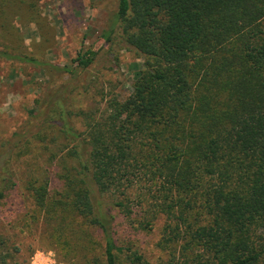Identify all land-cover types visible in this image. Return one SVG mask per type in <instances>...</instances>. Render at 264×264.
Returning a JSON list of instances; mask_svg holds the SVG:
<instances>
[{
	"label": "trees",
	"instance_id": "1",
	"mask_svg": "<svg viewBox=\"0 0 264 264\" xmlns=\"http://www.w3.org/2000/svg\"><path fill=\"white\" fill-rule=\"evenodd\" d=\"M0 2L11 31L26 0ZM39 2L29 0L33 19ZM116 9L105 41L117 33L143 68L129 95L100 97L97 108L72 104L96 51L68 67L0 49L43 69L51 86L33 120L0 144V222L17 191L33 205L25 221L44 222L66 263L264 264V0H117ZM14 158L28 172L3 176ZM159 219L164 258L152 260L139 236ZM9 246L0 232V264H19Z\"/></svg>",
	"mask_w": 264,
	"mask_h": 264
},
{
	"label": "rangeland",
	"instance_id": "2",
	"mask_svg": "<svg viewBox=\"0 0 264 264\" xmlns=\"http://www.w3.org/2000/svg\"><path fill=\"white\" fill-rule=\"evenodd\" d=\"M23 7L22 12L12 13L11 31L4 29L0 19V49L8 43L21 52L68 67L79 53L96 51L95 65L80 76L82 87L73 95L76 108H97L100 97L107 99L108 94L120 98L130 94L136 74L143 68L142 61L135 52L117 44V33L112 41H105L104 36L115 28L117 0H40L35 19L28 14L29 0ZM86 88L88 95L95 97L87 96ZM50 89L43 69L0 58V144L33 120L31 115L45 102L40 105L37 101ZM76 123L81 122L77 119ZM23 159L9 162L3 176L16 178L20 171L26 172ZM13 197L2 212L0 232L8 239L14 260L19 264H74L72 260L66 263L61 248L51 245L42 220L34 222L29 216L25 221L32 202L17 191ZM163 224L164 220L159 219L152 232L139 236L143 251L152 260L164 258L156 244Z\"/></svg>",
	"mask_w": 264,
	"mask_h": 264
}]
</instances>
